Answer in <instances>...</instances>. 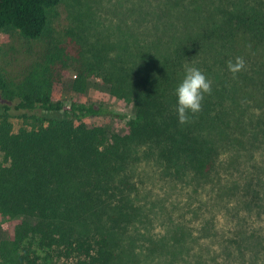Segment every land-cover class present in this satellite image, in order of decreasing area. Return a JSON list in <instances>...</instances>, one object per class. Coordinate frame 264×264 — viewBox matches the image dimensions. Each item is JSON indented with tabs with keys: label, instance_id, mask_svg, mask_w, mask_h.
Returning <instances> with one entry per match:
<instances>
[{
	"label": "trees",
	"instance_id": "1",
	"mask_svg": "<svg viewBox=\"0 0 264 264\" xmlns=\"http://www.w3.org/2000/svg\"><path fill=\"white\" fill-rule=\"evenodd\" d=\"M59 1L0 0V220L9 223L0 264H124L142 156L155 159L162 179L204 191L213 216L224 210L234 221L220 237L225 260L243 250L264 257V0H160L150 14L168 20L150 40L173 44L142 63L108 62L92 48L89 57L55 44L36 50ZM142 10L138 21L149 14ZM236 57L245 69L233 77L227 62ZM197 59L212 94L181 125L175 89ZM76 63L112 96L132 99L124 134L96 123L122 118L107 104L52 96ZM13 119L22 122L16 131Z\"/></svg>",
	"mask_w": 264,
	"mask_h": 264
},
{
	"label": "rangeland",
	"instance_id": "2",
	"mask_svg": "<svg viewBox=\"0 0 264 264\" xmlns=\"http://www.w3.org/2000/svg\"><path fill=\"white\" fill-rule=\"evenodd\" d=\"M159 1L60 0L52 11L51 34L34 46L42 52V49L55 44L68 54H74V48L81 49L87 57L93 51H101L108 62L114 59L115 62L142 63L155 56L157 58L173 44L172 41L162 43L150 40L163 32L168 20L161 13L158 17L150 14L160 7ZM141 7L149 14L138 21L135 13ZM170 21L175 26L178 24L173 18ZM6 39L5 33L0 32V45ZM89 48L93 49L91 53ZM197 61L187 65L200 67L203 72L201 62L198 65ZM2 65L4 63L0 58V67ZM73 69L60 74V82L52 96L65 104L70 100L107 104L122 118L96 119V123L124 134L125 122L134 113L132 99L112 96L109 86L98 75L84 73L77 63L73 64ZM183 75L184 68L178 77L179 83ZM11 123L13 131L22 126L17 119ZM256 152L259 159L262 151ZM133 182L136 190L132 200L137 210L125 227L121 240L124 264H236L238 260L239 264H264V257L249 250H243L241 256L233 252L232 258L225 260L220 237L231 229L234 221L227 217L224 210L214 211V216L208 212L204 207L207 199L204 191L195 194L188 184L162 179L161 167L152 157L142 156L136 162ZM259 224L258 219L252 218L253 227ZM8 236L9 223L0 220V242L7 240Z\"/></svg>",
	"mask_w": 264,
	"mask_h": 264
},
{
	"label": "clouds",
	"instance_id": "3",
	"mask_svg": "<svg viewBox=\"0 0 264 264\" xmlns=\"http://www.w3.org/2000/svg\"><path fill=\"white\" fill-rule=\"evenodd\" d=\"M228 70L235 77L245 69V61L242 57H236L235 62H227ZM177 106L175 108L178 121L181 125L188 124L192 118L202 111V102L205 95L212 94V82L197 67L185 65L184 75L175 89Z\"/></svg>",
	"mask_w": 264,
	"mask_h": 264
}]
</instances>
